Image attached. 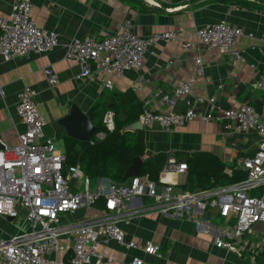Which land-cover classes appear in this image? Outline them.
Wrapping results in <instances>:
<instances>
[{"label":"built area","instance_id":"2783aa9c","mask_svg":"<svg viewBox=\"0 0 264 264\" xmlns=\"http://www.w3.org/2000/svg\"><path fill=\"white\" fill-rule=\"evenodd\" d=\"M242 33L240 26L223 19L203 23L195 29L204 47L216 49L231 61L243 58L236 42ZM159 41H178L183 50L193 49L181 30L140 36L127 17L118 31L102 38L84 34L71 39L66 46V57L78 63L77 78L102 74L106 76L102 79L103 88H111L114 78L128 70L141 69L149 47ZM59 43L60 34L56 30L33 21L29 0H11L7 14L0 15V57L3 59L50 52ZM193 59V68L185 81L174 82L167 91L154 92L161 103L171 106L179 97L192 94L193 82L205 71L200 55L195 54ZM43 69L47 83L54 86L56 72L50 65ZM206 78L209 80V76ZM257 86L263 91L258 108L242 103L235 107H216L215 112H202L198 105L206 101L214 104L216 96L207 100L196 96L182 111L143 108L139 113L138 120L143 125L156 122L166 129L198 117L201 121L228 119L237 130L254 129L260 134L254 152L236 162V168L245 173L243 178L191 191L175 190L176 183L168 177L188 170L185 159L174 153L166 157L157 180L142 173L125 181L102 177L91 187L90 177L84 174L79 163L66 165L65 153L56 146L54 138L44 134L46 121L34 100L37 90L23 86L17 93L15 108L23 125L17 134L18 141L10 144L0 138V216L16 218L23 210L27 228L0 237V264H102L110 258L105 251H98L97 245H106L109 240L124 248L159 255L158 244L126 238L121 225L146 208L145 197L150 201V208L160 213L192 218L196 226L211 236L216 247L239 253L249 250L254 254L264 250V74L259 76ZM101 122L104 128L96 130L90 143L114 129L111 108L104 111ZM98 201L102 204L98 216L60 223L62 214ZM211 209L212 212L202 215ZM259 233L261 237H255ZM63 236L71 248L68 257L59 260L56 252ZM130 264L148 263L134 257Z\"/></svg>","mask_w":264,"mask_h":264},{"label":"crops","instance_id":"0c3cea01","mask_svg":"<svg viewBox=\"0 0 264 264\" xmlns=\"http://www.w3.org/2000/svg\"><path fill=\"white\" fill-rule=\"evenodd\" d=\"M256 1L264 4V0ZM29 2L33 21L39 26L56 30L60 34V43L50 52L30 53L28 56H15L10 59L0 57V138L7 143L16 144L17 134L23 127L15 108L17 93L26 85L37 90L34 100L46 121L44 134L54 138L55 144L59 141L61 148H58L64 153V136L82 141L69 134L72 131L79 135L77 126L80 125L73 120L71 124L62 121L72 104H76L94 126L101 123L103 113L108 108L114 109L117 116L123 115L122 108H118L122 104L120 97L127 100L123 104L128 106L129 99L134 96L140 109L155 111H182L196 96L205 100L216 96L214 104L206 101L198 105V110L202 112H215L216 107H235L242 103H250L257 108L260 106L263 91L257 86V80L264 74L263 9L243 6L233 0L210 1L197 5L187 0L180 3L173 0ZM131 2L148 11L136 10ZM10 3L11 0H0V15L7 14ZM127 17L133 21L135 31L140 36L169 29L181 30L190 40L193 49L183 50L178 41L155 42L146 52L142 68L128 70L114 78L111 88H103L102 79L106 76L102 74L77 78L80 70L78 63L66 57L68 42L84 34H95L102 38L114 33ZM220 19L243 29V33L236 37L242 60L231 61L227 55L216 49L204 47L197 38L196 27ZM195 54L200 55L205 71L193 82L192 94L179 97L171 106L161 103L154 96V92L167 91L174 82L185 81L193 68ZM47 65L57 74L54 86L46 81L43 68ZM142 130L146 155L161 151L168 155L180 153L178 157L183 158L191 152L208 151L228 162L240 152H249L248 155H251L260 139L256 130H237L234 122L228 119L201 121L197 117L169 129L153 122L143 125ZM239 158L241 157L237 160ZM168 177L176 183L175 190L191 191L184 187L187 172L170 174ZM101 178H93V187ZM143 201L146 208L133 214L128 222H123L122 229L126 238L136 242L150 240L158 244L160 254L149 255L141 250L124 248L109 240L106 245H97L98 251H105L110 258L102 264H130L134 257L142 258L148 264H264V250L254 254L249 250L239 253L216 247L211 236L196 226L192 218L160 213L150 208V201L146 197ZM101 205V201H98L95 205L64 213L60 217V223L98 216ZM210 211L213 210L202 215ZM19 228H27L23 210L16 218L0 216V237H7ZM70 248L69 240L63 236L56 258L65 260Z\"/></svg>","mask_w":264,"mask_h":264},{"label":"trees","instance_id":"16d2710c","mask_svg":"<svg viewBox=\"0 0 264 264\" xmlns=\"http://www.w3.org/2000/svg\"><path fill=\"white\" fill-rule=\"evenodd\" d=\"M175 3L185 0H173ZM195 5L210 1L229 2L232 0H187ZM243 6H252L263 9L264 4L256 0H233ZM131 5L139 11H148L135 2ZM129 93L126 92V94ZM119 96H123L119 94ZM126 99L120 97L123 115L117 116L114 109L115 127L107 131L101 139L77 141L69 136H64L65 164L78 162L85 175L91 178L108 177L113 181H120L126 168L131 164L133 157L139 155L143 159L141 173L147 174L151 179L157 180L159 171L168 156L165 152L146 155L144 152V133L142 129H128V126L137 120L142 111L135 101L134 96L129 99L128 106L123 104ZM127 103V100L126 102ZM102 122L96 125L97 130L103 129ZM176 153V156H180ZM249 152H240L232 161H224L216 154L208 151H195L185 154L187 162V181L185 189H204L225 182L238 180L245 173L236 168L238 157L247 156Z\"/></svg>","mask_w":264,"mask_h":264},{"label":"water","instance_id":"95a60500","mask_svg":"<svg viewBox=\"0 0 264 264\" xmlns=\"http://www.w3.org/2000/svg\"><path fill=\"white\" fill-rule=\"evenodd\" d=\"M75 121L77 122L80 126L79 127V135L75 134L74 132L71 131V133H69L72 137L82 140V141H86L89 140L91 138V136L96 132V126H94L89 118L87 117V115L85 113H83L81 111V109L76 105V104H72L71 108L69 110V113L62 118L63 122H69L71 124V122ZM143 128V124L141 123L140 120H136L133 123H131L128 126V129L130 130H134V129H142ZM143 164V159L141 156L136 155L135 157H133L131 164L126 168L125 172L123 173L120 181H125L126 179H128L131 176H138L141 174V166Z\"/></svg>","mask_w":264,"mask_h":264},{"label":"rangeland","instance_id":"374dc122","mask_svg":"<svg viewBox=\"0 0 264 264\" xmlns=\"http://www.w3.org/2000/svg\"><path fill=\"white\" fill-rule=\"evenodd\" d=\"M56 146L61 148V144H60L59 141L56 142ZM90 180H91V182H90L91 187H93V185H94L93 180H94V179L90 177ZM261 235H262V234L259 233V234H257V237H261Z\"/></svg>","mask_w":264,"mask_h":264}]
</instances>
